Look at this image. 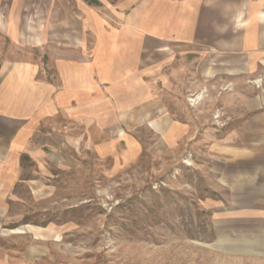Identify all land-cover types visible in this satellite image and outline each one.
Segmentation results:
<instances>
[{
	"label": "rangeland",
	"instance_id": "1",
	"mask_svg": "<svg viewBox=\"0 0 264 264\" xmlns=\"http://www.w3.org/2000/svg\"><path fill=\"white\" fill-rule=\"evenodd\" d=\"M3 253L264 264V0H0Z\"/></svg>",
	"mask_w": 264,
	"mask_h": 264
},
{
	"label": "crops",
	"instance_id": "2",
	"mask_svg": "<svg viewBox=\"0 0 264 264\" xmlns=\"http://www.w3.org/2000/svg\"><path fill=\"white\" fill-rule=\"evenodd\" d=\"M125 16H123V21L125 20ZM136 19V18H135ZM133 19V21L135 22L136 20ZM121 20V21H122ZM137 22H139V24L141 23V15H139L137 17ZM116 37V35H115ZM119 37V36H118ZM114 37H109V39H113ZM117 38V37H116ZM115 44L113 46H116L118 44L117 40L116 42H114ZM23 72V69L20 70V72ZM35 71V70H34ZM22 74V73H21ZM20 73L18 74L21 75ZM0 264H47L44 262H37V261H32L31 259H29V257H20V258H14L11 255L8 254H0ZM49 264V263H48Z\"/></svg>",
	"mask_w": 264,
	"mask_h": 264
}]
</instances>
